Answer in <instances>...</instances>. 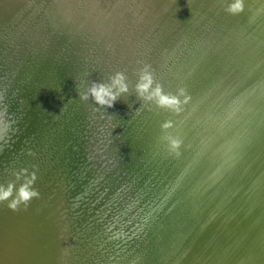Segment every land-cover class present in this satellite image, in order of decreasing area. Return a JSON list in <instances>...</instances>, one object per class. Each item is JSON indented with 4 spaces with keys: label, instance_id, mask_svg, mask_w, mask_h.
Listing matches in <instances>:
<instances>
[{
    "label": "water",
    "instance_id": "obj_1",
    "mask_svg": "<svg viewBox=\"0 0 264 264\" xmlns=\"http://www.w3.org/2000/svg\"><path fill=\"white\" fill-rule=\"evenodd\" d=\"M135 1L139 13L132 14L120 8L109 13L111 2L105 0H9L11 12L0 13V97H3L0 112L7 107V118L16 121L14 132L10 133L12 140H8L15 146L0 161V185L6 187L9 181H15L18 188L24 182L21 170L25 169L29 175L36 172L34 187L40 192L27 210L21 204L19 211H13L8 200L0 202V264H56L52 252L58 188L48 190L39 181L36 168L38 157L49 152L39 146L44 141L41 130L48 128L52 135L49 147L53 159L64 150L57 138L60 132H56L54 124L43 120L48 116L47 120H54L56 126L59 120L64 123L69 146L75 148L73 161L69 159V171L77 170L79 165L85 171L77 188L74 180L70 181L73 207L68 211L70 230L75 228V220L81 223L80 229L86 228L90 234L82 244L85 251L79 264L97 262V256L102 264H107L113 245L120 264H167L170 247L181 246L190 238L186 233L171 238L175 229L170 221L166 224L161 200L167 187L162 172L165 136L174 134L180 148L189 150L191 134L185 132L184 126L190 118L193 264H241L256 249L259 250L256 254L264 256V50L252 43L264 46V39L254 36L263 32L257 25L245 24L240 13L226 11L232 4L229 1L203 0L204 6L209 3L207 11L215 24L193 22V57L185 50L182 55L180 49H184L185 42L181 38L176 41L171 31L172 44L163 40L165 26L173 22L172 11L166 15L155 0ZM146 1H151L149 7ZM125 3L128 7L129 0ZM260 3L244 0L247 8L255 5L264 12V1ZM160 15L169 16V20L164 16L161 19ZM5 20L15 22L16 38H8L5 32L10 29L5 28ZM178 25L183 32L185 24L179 21ZM241 25H246L248 32L234 28ZM221 27L229 30L222 31ZM215 29L221 31L219 35L209 34ZM45 48L58 52L63 49V54L53 59L32 56L36 49ZM178 48L181 56L177 55ZM27 55V61L22 63ZM167 61L170 66H166ZM173 62L181 64L178 65L181 85L177 89L171 85L173 90L169 91L165 86L167 78H173L175 73ZM23 65L30 66L27 70L30 78L26 71L22 73ZM145 65L151 66L148 70L154 77L153 88L160 84L164 93L179 96V111L158 107L155 101L137 96L135 86ZM37 70L46 74L41 75L44 79L34 81ZM117 71L125 73L129 91L121 94L114 106H99L91 97L88 101L79 99L77 85L86 90L93 81L108 83ZM181 89L185 90L183 95ZM57 94L62 98L60 110L54 103ZM186 96L189 98L185 102ZM44 102L49 105L47 111ZM151 109L159 122L174 116L181 133L175 134L171 127L164 133L159 128L155 139L145 140L144 136L149 135L142 125H146L145 114ZM31 132L32 141L19 147L23 145L19 139ZM132 141L142 142L148 166L139 172L138 178L129 175L124 182L119 177V162L109 164L107 169V160L121 151L124 159L125 155L135 156L127 151L131 150ZM4 143L0 140V147ZM139 167L135 158V170L139 171ZM49 174L54 177L51 171ZM101 176L106 177L103 179L108 183L106 187L99 185ZM237 180L241 185L239 192L233 187ZM142 181L146 182L145 189ZM97 188H103L101 194L106 199L96 194ZM120 189L129 195L122 197ZM136 198H139L137 206H124L135 204ZM94 211L95 217L89 218ZM186 227L190 229L188 224ZM206 245H210L209 250ZM202 255L206 263H201ZM69 256L72 261L71 251L66 262ZM187 258L184 257L183 263Z\"/></svg>",
    "mask_w": 264,
    "mask_h": 264
},
{
    "label": "bare ground",
    "instance_id": "obj_2",
    "mask_svg": "<svg viewBox=\"0 0 264 264\" xmlns=\"http://www.w3.org/2000/svg\"><path fill=\"white\" fill-rule=\"evenodd\" d=\"M105 1L111 2L109 5V9H108L109 13L117 12L118 8L122 9L124 12H130V14L134 12L139 13V8L135 4L136 2L135 0H129L128 7H125L126 0H105ZM155 1H157L158 6H160L163 11L165 10L166 15L170 14L172 11L171 15L173 14L174 16L173 22L170 24V26H168L167 28L165 26L163 34L166 35V38L164 37L163 40L166 39L167 41L168 39L169 42L172 44V39H171V34H170V32L172 31V33L174 34V37L176 38V41H178V39L181 38L183 42H185V43H182V46L184 49H180L182 50L180 51L182 52L181 54L184 55L188 51L187 53L193 57V39H192L193 38V22L195 24H201L203 22L207 23L210 21L214 23L213 16L211 15V13H208L207 11L209 9V3L206 2L207 5L204 6L203 4L205 2H203V0H193V1H190V0H155ZM226 1H229V3L235 2V0H226ZM261 1H264V0H260V1L252 0V3L260 5ZM150 2L151 1H146L145 5L149 7ZM3 3H6V4H3ZM9 5H10L9 0H0V13L9 14L11 12L9 9ZM199 5L203 6L204 8H201ZM1 6L3 7V9ZM193 6L195 9H193ZM163 11L161 12L163 13ZM178 11H179V14H178ZM240 14L245 24L250 23L255 26L257 25L256 27L261 32H263V33H255L254 36L258 39H264V12H261L257 8V6L254 5V6H249V8H247V6H244V11L241 12ZM163 16L164 15H160V18L162 19ZM14 17H16V15ZM164 18L169 20V16H164ZM201 20L203 21L201 22ZM179 21H182L185 24V27L183 26V32H181L180 26L178 25ZM3 24L5 25L6 29L7 28L10 29V32L8 33L5 32L8 35V38L9 37L16 38V35H17L16 28L17 27H16L15 22L11 23L10 21L5 20ZM234 28H241L240 30L244 32H248L246 31V25L235 26ZM220 29L222 31H225V30L227 31V29L229 30V28L222 29V27ZM217 33H218V30L215 29L209 34L216 35ZM237 35L241 36L239 34ZM243 39L245 41H252V40H248L245 38ZM252 43L255 45H258V47L264 50V46H262L263 45L262 43H258L256 41H252ZM177 51H178L177 55L181 56V54L179 53V48ZM59 53L63 54V49L60 50V52H58L55 49H50V48H45L42 50L36 49L31 54L32 56H35V57L39 56V57H46V58L53 59L55 56L59 55ZM27 58H28V55L26 58H24V61H22V63H25L27 61L26 60ZM178 65L180 66L181 64L179 62L178 64L176 62H173L172 64L173 70L176 68L175 73L172 72L174 73L173 78H169V77L167 78L168 84L165 87L167 89H170L169 91L173 89H177L181 85L180 80H179V74L181 70ZM23 66L24 67L22 69V73L26 71V73L29 74L28 77L30 78L31 73L27 71L30 69V66L29 65H23ZM166 66H170V62L167 61ZM90 71L91 73H94V70L91 69ZM41 75H46V74L39 72V70H37L36 72L37 78L34 79V81H38L37 79L39 77H42ZM19 77L21 78V76ZM24 77L27 78L26 74H24ZM171 85H174L173 89L171 88ZM56 98H58V100L56 101L54 100V103H56L58 110H60L61 108L60 102L62 98L60 97L59 94L56 95ZM43 106H44V110L47 111L49 105L46 102H44ZM2 113H3V110H1L0 114ZM47 119H49V116L48 118L46 117L43 119V120H46L45 123L54 124L55 125L54 128L56 132L57 133L60 132L57 135L58 136L57 138H58V141H60L61 145L64 147V150L62 151L61 156L58 158L54 157L53 159L51 149L49 147L50 141L52 140V135L49 132L48 128L41 130L40 133L43 134L44 141H40L39 146L45 148V151L48 150L49 152L45 153L44 155L41 154L38 157V163L36 164V168L41 178L39 179V181L41 183H44L48 187V190L50 187H57L58 193H59V203H58L59 205L57 209V214H56L57 221L55 222V225L60 228V234L63 239V242L61 245H59V250L61 254H57L55 251H53L52 253L54 256H56V259H58V261L59 259L61 260L62 264H79L81 255L85 251L84 250L85 244L84 245L82 244L84 243L85 238L90 236V234L89 232H87L86 228H83V230L80 229L79 225L81 223L80 222L77 223V221L75 220H74L75 228H73V231L70 230V227H68V223H69L68 211L71 210L73 207V190L70 189L71 188L70 181H72L73 179L75 182L76 188H77L78 184L80 183L82 179L81 175L85 174V171L82 170L84 168L80 167V165L77 167V170L74 171L72 169V172L69 171L70 169L69 159L73 161L74 155L72 152L75 150V148H71L69 146V143H68L69 134L64 129V126H63L64 123L62 124L61 121L59 120L57 122L58 126H56L55 124L56 122H54V120H47ZM191 119L192 118L186 119L185 126H184L185 132L188 134H191L189 137V142H190L189 144H191L190 146L192 147L189 150L186 151V150L181 149L180 145L178 148L172 147L170 141L175 139L174 134L171 136L166 135L165 142H164V145L166 144L167 147L164 152L165 166L162 168V172L164 173L163 183L165 182V184H167V187L165 188V192L161 196V200H162L163 212L167 219L166 224H168V221H170L175 229V233L171 234V238H173L175 235L180 236L181 233H186V237H190L187 240H185L183 244H181V246L178 245L173 248L170 247L169 249L170 257L168 258L167 264H193V136H192L193 135V122H191ZM32 120L33 118L28 123L32 122ZM145 120H146V125L143 123L142 126L145 127V129L147 130V132L145 133L149 135L148 137L147 135L144 136L145 140L155 139V135L158 133L159 128H163L162 125L166 121H171L172 123L171 128L175 134H178L179 132L181 133V130L178 131L179 124L175 122L174 116L168 119L163 118V121L159 122L155 112L153 111V109H151L150 112L145 114ZM39 122L41 121L39 120ZM2 127L3 125L0 124V128ZM65 127H68V126L65 125ZM29 128L30 126L27 125V133L31 131ZM169 128L170 127L163 128L164 133L167 132ZM33 134L34 133L31 132L29 136H26L25 138L22 137L23 139H19V142L23 143V145H20L19 147H24L25 144L27 145L29 141H32ZM151 134L153 135V137L150 136ZM10 140H12V136ZM12 144H13L12 141H8L7 143H4V147L7 146L6 150L8 152L13 146H15ZM131 144L134 149L131 147V150L127 149V151L134 152L135 156L132 155L131 157H128L127 155H125V159H124L123 151H121L119 154L114 155L111 159L107 160L108 161V166L106 167L107 169L110 166L109 164L116 163V161L119 162V165H118V169L120 172L119 177H121L122 180H124V182H127L126 180L130 178L129 175H134L133 176L134 178H138L140 175L139 172L145 171L148 166L147 153L142 147L143 146L142 142L132 141ZM13 151H15L17 154L19 153L16 148H14ZM208 156L210 159L209 154ZM2 158L4 157L0 156V161ZM135 158L137 159L138 166H140L139 171L135 170L134 168ZM72 166L75 167V165H72ZM49 170L54 175V177L49 174L50 172ZM176 174H178L179 177ZM43 179L45 180V182ZM101 179L102 181L99 182L100 187H102V185L106 187L108 183L103 182L104 180H106V177L104 178V176H101ZM142 182H143L142 185L144 186V189H145L146 182L144 181ZM235 183L237 184H233L234 190L239 192L241 185L238 184V180ZM149 184H150V181H149ZM103 188L101 189L97 188L95 189V191H96V194L100 195V198L103 197L104 199H106L103 196V194H101L103 192ZM157 188L158 187H155L156 190ZM149 189H150V186H149ZM75 193H76V190H75ZM120 193L122 197L123 195H129L128 193L125 194L123 192V189L122 190L120 189ZM76 198L79 203L80 202L82 203L80 195H77ZM100 198H99V201H100ZM138 203H139V198H136L135 204L125 203L124 206L125 205H128L130 207L137 206L136 204ZM66 214H68L67 217H66ZM95 215H96V212L94 211L88 217L94 218ZM84 218H82L81 220H83ZM186 224L189 225L190 229L186 227ZM183 229L185 231H183ZM206 246H207L206 249L209 250L210 245H206ZM113 247L114 248L111 249V252H112L111 255L107 256V259H106L107 264H120L119 259H117L118 251L116 249V245H113ZM70 251L72 252V261L69 256L68 262H66V256ZM258 252L259 250L256 249L253 252L255 254H250L248 256V259L243 260V263L241 264H248L246 262H251V261L254 264H256L257 262H259L258 264H264V256L261 254H256ZM199 254H201V252ZM211 254H214V253H211ZM215 254L218 255L219 253L215 251ZM185 256H189V258H187L183 263ZM205 261L206 259L202 255V262L200 259L199 263L200 262L206 263ZM80 263H81V260H80ZM102 263L104 262H102L101 259L97 256V262L91 260V262L90 263L88 262L87 264H102ZM211 264H214V263H211Z\"/></svg>",
    "mask_w": 264,
    "mask_h": 264
},
{
    "label": "clouds",
    "instance_id": "obj_3",
    "mask_svg": "<svg viewBox=\"0 0 264 264\" xmlns=\"http://www.w3.org/2000/svg\"><path fill=\"white\" fill-rule=\"evenodd\" d=\"M231 14H239L244 11V0H235L234 3L230 4L226 9ZM150 65H145L140 72V79L137 82L136 94L139 98L143 100L155 101L158 107H167L175 111L180 110L181 101L179 96L166 94L163 91V86L156 84L153 88L152 85L155 82L152 72L148 69ZM110 82L93 81L91 86L86 90H82L81 85H77V92L79 94V99L82 101H88L91 97L95 103L99 106L112 107L117 101L118 97L129 91V85L127 83V77L124 72L117 71L114 75L109 78ZM184 89L180 90V94L183 95ZM189 97H185V102ZM3 97H0L2 100ZM8 109L4 108L2 117H0V124L3 125L0 128V140H4L5 143L11 139L10 133L14 132L13 125L16 123L13 119H8ZM171 121H166L162 127H171ZM171 145L173 148L179 147L178 140H171ZM31 154V153H30ZM25 174L24 182L17 184L15 181H9L7 186L0 185V202L8 200V207L13 211H19L20 205L23 204L25 210L31 204L32 199L39 198L40 192L34 187L37 180V174L33 171L30 175L27 174V170H21ZM19 179V175L17 176ZM11 198V199H9Z\"/></svg>",
    "mask_w": 264,
    "mask_h": 264
},
{
    "label": "rangeland",
    "instance_id": "obj_4",
    "mask_svg": "<svg viewBox=\"0 0 264 264\" xmlns=\"http://www.w3.org/2000/svg\"><path fill=\"white\" fill-rule=\"evenodd\" d=\"M3 148H0V151H2ZM9 155V152L7 150H5L0 156L1 157H7ZM58 209V208H57ZM57 214V213H56ZM55 223V222H54ZM56 226V225H55ZM53 236L55 237L54 238V246H53V251H55L57 254H61L60 250H59V245L62 244L63 242V239L61 237V234H60V228L59 227H55L53 229ZM54 256V255H53ZM54 260H56V264H62L61 263V260L59 259H56V257L54 256Z\"/></svg>",
    "mask_w": 264,
    "mask_h": 264
}]
</instances>
